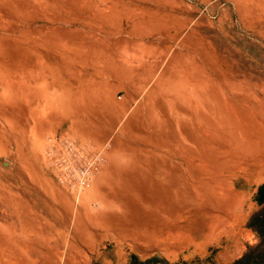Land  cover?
I'll return each mask as SVG.
<instances>
[{
	"label": "rangeland",
	"instance_id": "obj_1",
	"mask_svg": "<svg viewBox=\"0 0 264 264\" xmlns=\"http://www.w3.org/2000/svg\"><path fill=\"white\" fill-rule=\"evenodd\" d=\"M52 132L100 151L77 191ZM263 180L264 0H0V264H227Z\"/></svg>",
	"mask_w": 264,
	"mask_h": 264
},
{
	"label": "built area",
	"instance_id": "obj_2",
	"mask_svg": "<svg viewBox=\"0 0 264 264\" xmlns=\"http://www.w3.org/2000/svg\"><path fill=\"white\" fill-rule=\"evenodd\" d=\"M108 144L105 140L104 145ZM87 147L64 132L44 136L43 156L46 162L53 168L58 180L72 190L77 191L89 184L100 164V151Z\"/></svg>",
	"mask_w": 264,
	"mask_h": 264
},
{
	"label": "trees",
	"instance_id": "obj_3",
	"mask_svg": "<svg viewBox=\"0 0 264 264\" xmlns=\"http://www.w3.org/2000/svg\"><path fill=\"white\" fill-rule=\"evenodd\" d=\"M254 198L260 201L264 199V180L257 186ZM260 221H262V223L264 221V211L263 215L260 217ZM227 264H264V247L254 253L249 251L244 252Z\"/></svg>",
	"mask_w": 264,
	"mask_h": 264
},
{
	"label": "bare ground",
	"instance_id": "obj_4",
	"mask_svg": "<svg viewBox=\"0 0 264 264\" xmlns=\"http://www.w3.org/2000/svg\"><path fill=\"white\" fill-rule=\"evenodd\" d=\"M260 144H261V142H258V145H260ZM254 150H255V151H258L257 153H262V152H263V151H260L258 147H256V149H254ZM194 194H195V193L192 194L191 192H189V194H188V196H187V200H188V199H189V200H190V199H194V198H195V197H194ZM179 234H180V233H179Z\"/></svg>",
	"mask_w": 264,
	"mask_h": 264
}]
</instances>
